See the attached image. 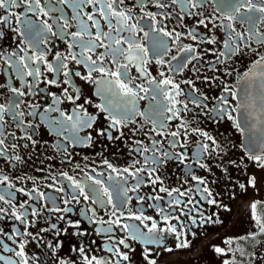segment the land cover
I'll return each mask as SVG.
<instances>
[{"label": "snow or ice", "instance_id": "snow-or-ice-1", "mask_svg": "<svg viewBox=\"0 0 264 264\" xmlns=\"http://www.w3.org/2000/svg\"><path fill=\"white\" fill-rule=\"evenodd\" d=\"M205 3L206 0H135L130 5H126L125 0H0V26L9 29L18 40L11 50L0 49V73L8 78L0 87H6L11 93L6 104L0 103V159L6 160L13 167H18L24 161L23 155L17 153V148L28 147V142L35 145L34 136L39 126L36 118L39 124L47 127L48 133L58 138L53 147L62 154L61 159L67 160L68 163H71L73 154L64 156L63 153L68 152L69 146L92 147L98 142L94 141V136L103 137L106 141H122L124 133L121 129L139 123L136 119L138 116L153 125L150 143L145 145L143 141L136 140L134 142L136 146L129 149L130 154L143 157L142 160L133 159L129 167L118 168L108 159H104L99 171L95 166H89L85 170L77 163L79 178L76 175H69L67 171L61 172L58 177L48 175L46 179L51 183L47 187L63 194L62 203L65 205L63 208L57 205V197L41 191L35 181L32 183L36 186L26 188L23 186L25 177L17 176L15 179L21 184L17 187L9 175L0 171V185L4 186L0 190V202H2L0 203V221L10 218L13 222L11 225L0 227V264H37V257L28 255L25 249L29 240L40 244L44 239L40 232L34 233L28 230L30 226H34L29 217L39 215L37 204L40 202H43L45 207L50 206V211L64 214L73 212V208L68 205L73 202L80 203L81 198L85 202L91 200L92 205L96 206L90 209L93 216L97 208H110L109 220L96 222L107 225L98 227L97 232L108 237L109 244L106 251L115 257V264H131L132 258L129 253L132 247L128 243L129 240L146 246H161L163 234L167 231H176L175 226L161 227L157 219L144 215L143 207H137L135 212L130 208L126 210V207L133 199L138 205L155 202L149 203L148 206L157 209L159 216L167 223L172 214L166 210L165 203L162 201L174 207L181 203L179 197L185 195V192L179 189L162 186L163 181L158 175V169L165 166L168 161L183 164L188 158L186 150L172 151L176 148L186 149V144L181 142V138L187 139L190 125L183 122V114L195 109H200L201 114H206L209 98L200 92L195 80L184 81L188 87L182 90L179 83L166 75V72H172L175 75L183 71L193 60L197 63H202L203 60L194 47L185 46L183 43L179 44L181 50L179 57L173 55L170 59H165L171 51L170 42L176 43L181 36L176 29L169 28L165 21L175 20L179 24L184 16L203 17V13L198 9H201ZM149 6H154L157 11L147 10ZM177 6L183 15H175ZM217 9L220 15L203 17L197 21L205 27L208 23L216 26L218 21L219 26L225 31L223 50H218V54L213 53L216 55V60L209 65L213 71L216 70L217 65L224 64L225 61H230L234 55L239 54L244 46L251 48L253 41L264 44V31L258 28V25L264 23V0H220L217 3ZM141 21L145 23L142 24ZM236 24H247L248 27L244 32H240L234 26ZM73 26L76 30L70 32L69 29ZM187 35L192 40L201 42L198 38L199 34L189 32ZM4 36L5 33L0 31V39ZM53 37L67 43L68 53L62 55L60 52H55L53 60L49 61L48 55L56 47L51 43ZM142 39H149V45L145 46ZM204 42L215 43V37L204 38ZM99 49L103 51H98ZM109 57L111 59L106 66L104 61ZM149 60L160 66L159 79L153 77L144 67ZM69 61L83 66L86 74L70 68ZM172 61H176L175 66H171ZM261 61H264V57H260V60L256 62L251 74L249 72L243 74L242 80L247 86L240 92L233 91L227 85L223 87L224 94L216 98L217 103L212 109L213 118L234 119L233 113L237 109L229 103V97H231L239 100V108L241 115L245 117V124L248 116L258 110V116L254 119L252 127L264 132V63ZM130 66L136 67L137 74L144 83L136 82L129 71ZM45 73H53V78L42 81L41 78L45 77ZM61 73L65 77L62 81L64 84H70L75 76L95 85L94 95L100 101L95 104V108L100 113L106 114L104 116V119L108 121L106 128L99 127L96 123L97 115L90 113L85 107V104L92 103L90 100L77 103L81 99L78 89L74 94H69L68 88L63 90L67 101L74 105L71 110L61 107L64 101L60 96L47 92L45 95L51 96V103L42 111L35 103L29 104L27 112L21 109L24 96L35 97L41 82L59 85ZM203 79L215 81L218 77H203ZM13 80L20 82L19 88L12 83ZM39 91L45 90L39 89ZM186 93L191 95H186L185 101L177 99ZM146 98L153 103L147 111H141L138 102ZM6 114L8 120L14 122L16 128L23 133L21 139L25 141L24 144L17 145L16 134L5 131ZM26 115L33 119L26 123L24 120ZM173 120H181V123L175 130L166 132L168 122ZM235 127L243 131L242 123L238 119L235 121ZM191 130L199 132L196 128ZM131 131L135 132L136 129L133 128ZM82 132L86 134L81 135ZM114 132L117 135L114 136ZM199 134L211 141L212 145L216 144V141L206 132ZM157 136L160 139H157ZM164 140H167V148L162 145ZM261 142L264 143V140ZM215 151V148L210 150L209 144L197 142L194 145L192 162L201 168H207L208 165L203 163L202 159L205 154L212 155ZM249 155L257 161L264 159L261 156H253L251 153ZM95 163V161L92 162V164ZM140 164L143 166L136 167ZM187 175H191L192 180L197 181L196 191L202 193V198L208 203L215 204V200L208 198L211 196L209 189L201 188L205 181L192 175L191 171ZM130 178L134 181L131 185H129ZM252 183L254 184V178ZM146 185H160L158 188L153 187L152 193H166V197L152 193L141 194L140 189ZM240 187L243 188L244 185L241 184ZM130 192L135 195L130 196ZM17 194L27 199L17 201ZM3 204H7L8 208H4ZM251 207L255 209L256 205L253 204ZM88 211L81 213L85 219H91ZM58 219H64V217L61 216ZM67 223L70 226L79 227V221L68 220ZM8 227L10 231L6 230ZM51 227L57 236L67 231L57 228L56 225ZM116 228L125 234L123 238L115 237ZM261 231L264 232V227ZM76 235H83V233L78 232ZM43 246L55 251L60 244L45 241ZM179 246L188 247L189 245L187 242H182ZM122 248L128 251H122ZM216 251L222 250L217 248ZM79 253L86 264H110L109 259L89 258L83 248L79 249ZM144 258L149 261V264H155V259L150 258L148 254H145ZM57 264H66V262L58 260Z\"/></svg>", "mask_w": 264, "mask_h": 264}, {"label": "flooded vegetation", "instance_id": "flooded-vegetation-1", "mask_svg": "<svg viewBox=\"0 0 264 264\" xmlns=\"http://www.w3.org/2000/svg\"><path fill=\"white\" fill-rule=\"evenodd\" d=\"M134 2L135 0H125L126 5ZM219 2L220 0H216V2L206 0L204 6L198 9V11L203 13V17H216L220 15L217 9V3ZM147 10L157 11L154 6H149ZM69 15H71L70 12ZM175 15H183L179 6L176 7ZM203 17L184 16V19L179 24L175 20L165 21L169 28H174L181 34L179 41L176 43L170 42L171 51L165 59H170L173 55L179 57L181 55L179 44L183 43L185 46L194 47L196 53L203 60L202 63H197L193 60L183 71L177 72L175 75L172 72H166V75L179 83L182 90H186L188 87L184 81L195 80L200 92L209 98L207 101L208 109L206 110V114H201L200 109L183 114V122L190 125L187 139L181 138V142L186 144V149L176 148L172 149V151L181 152L186 150L188 158L184 163L168 161L165 166L158 169V175L163 181L162 186L185 192L184 196L179 197L181 203L174 207L167 205L166 201H162V203H165L166 210L172 214L168 222L165 223L163 221L157 209L148 206L149 203L155 202L138 205L137 201L133 199L126 207V210L130 208L133 212L136 211L137 207H143L144 215L157 219L161 227L167 228L171 225L176 228L175 232L167 231L163 234V244L161 246H146L137 241L129 240L128 243L132 247V251L129 253L132 258L131 264H149V261L144 258L145 254H148L150 258H154L155 264H264V232L261 231V228L264 227V159L257 161L250 158L249 153L241 148V131L235 127L236 111L233 113V120H228L226 117L224 119L213 118L212 113L213 106L217 103L216 98L224 94L223 87L227 85L230 89L237 92V87L243 74L248 72L253 64L260 60V57H264V44L253 41L251 48L244 46L239 54L234 55L230 61L217 65L216 70L213 71L209 67L216 60V55L213 53L217 52L218 54V50H223V42L226 36L218 21L216 26L212 23H208L207 27L203 24H198L197 21ZM141 23L143 24L145 21H141ZM234 26L240 32H244L248 27L247 24H236ZM258 28L260 31H264V23L258 25ZM75 30L74 26L69 29L70 32ZM0 31L5 33L4 38L0 39V49L7 48L11 50L14 48L18 40L13 36L11 31L3 28V26H0ZM145 31H147V28H145ZM189 32L199 34L198 38L201 42L198 43L192 40L187 35ZM140 36L142 37V33H140ZM207 37H215V43L204 42V38ZM51 43L55 44L56 47L48 55L49 61L53 60L55 52L67 55L68 48L65 41L53 37ZM142 43L148 46L150 40L142 39ZM98 51H103V49H99ZM110 59V57L105 59L104 63L106 66ZM121 62L123 63V58H121ZM175 64L176 61L171 62V66H175ZM69 67L74 71L86 74V69L81 65H76L74 62L69 61ZM144 67L153 77L159 79V65L149 60L145 63ZM129 71L136 82L144 83L143 79L138 76L136 67L130 66ZM197 77H200V79H197ZM203 77H218V79L215 81H205ZM52 78L53 73H45V77H42L41 80H51ZM7 79L3 73H0V85H4ZM64 79L65 77L61 73L59 76L61 83L59 85L41 82L38 85L35 97L26 95L22 98L24 104L21 105V109L27 112L29 104L35 103L39 105L42 111L46 105L51 103V96L45 95V92H47L60 96L61 100L64 101L61 107L71 110L74 105L67 101L66 96L63 95V90L68 88L69 94H74L75 90L78 89L81 99L77 103L90 100L92 103L85 104V107L90 113L97 115V125L106 128L108 126V121L104 119L106 114L100 113L95 108V104L100 102L99 98L94 95L95 85L75 76L72 78L70 84L62 83ZM12 83L17 88L20 87L18 80H13ZM39 89H44L45 91L41 92ZM25 91L27 90L25 89ZM0 93H2L0 95V103L6 104L11 93L6 87H0ZM186 95L190 96L191 94H182L177 99L185 101ZM151 103L153 102L146 98L138 102V107L141 111H147ZM229 103L233 108L237 109V99L229 97ZM32 119V117L27 115L24 117L26 123ZM136 119L139 123L121 129L124 133L122 141H106L103 137L94 136V141L98 142L94 143L92 147L69 146L68 152L63 153L64 156H68L69 153L73 154L71 156V163H68L67 160L61 159L62 154L53 147L58 138L48 133L47 127L39 124V120L36 118L39 126L34 136L35 145L28 142V147L17 148V153L22 154L24 157V161L18 167L10 166L6 160L0 159V171H4L5 174L9 175L17 187L21 186L20 182L15 179L17 176L25 177L23 186L26 188L39 185L41 191L57 197V205L63 208L65 207L62 203L63 194L57 193L52 188L47 187L51 181L46 179V177L50 174L58 177L61 172L67 171L69 175H76L79 178L76 168L77 163L85 170L89 166H95L99 171L104 159H108L118 168L129 167L133 159L138 158L142 160V156L137 157L130 154L129 149L136 146L134 143L136 140H141L145 145H148L153 125L139 116ZM5 121V131L10 134H16L17 145L24 144L25 141L21 139L23 133L16 128L14 122L8 120L7 114L5 115ZM180 123L181 120L168 122L166 132L175 130ZM133 128L136 129L135 132L131 131ZM192 128L198 129L199 132H193ZM204 132L216 141L215 145H212L211 141L199 134ZM85 134L84 132L81 133V135ZM113 135L115 136L117 133L114 132ZM156 138L160 139L159 136ZM8 142L10 145V137ZM197 142L209 144L210 150L211 148L216 149L214 154H205L202 159V162L208 165L207 168H201L192 162L191 157L194 145ZM162 145L167 148V140L162 141ZM253 156L264 158V154ZM85 157H87V160H85ZM93 161L96 163L92 164ZM142 166L143 164L136 165V167ZM190 171L192 175L205 181V184L201 188L207 187L209 189L211 196L208 198L215 200V204L208 203L206 199L202 198V193L196 191L197 181L192 180L191 175H187ZM142 175L144 174L142 173ZM253 178L254 184L252 183ZM33 181L36 182V185L32 183ZM132 183L134 181L130 178L129 185ZM66 184L67 182L65 181ZM241 184L244 185L243 188L240 187ZM159 186L146 185L140 189V193H152V188H158ZM3 187V185H0V190ZM152 194L166 197V193L156 192ZM129 195L134 196L135 194L130 192ZM26 199L27 197L17 194V201ZM253 204L256 205L255 209L251 207ZM2 206L8 208L7 204H3ZM68 206L73 208V212L64 214L62 212L50 211V206L45 207L43 202L37 204L39 215L29 217L30 222L34 226H30L28 230L34 233L40 232V235L44 239L40 244L29 240L25 249L26 253L37 257V264H57L58 260L64 261L66 264H86L83 256L79 253V249L83 248L89 258L109 259L110 264H115V257L106 251V247L109 244L108 237L105 234L97 232L98 227H106L107 225H101L96 222L108 221L111 209L97 208L93 216L90 209L96 206L92 205L91 200L85 202L82 198L80 203L73 202ZM85 210H89L88 216L91 219L82 217L81 213ZM61 216L64 219H58ZM68 220L72 222L79 221V227L70 226L67 223ZM213 221L215 222L213 223ZM129 222L140 223L139 221ZM12 223L9 218L5 221H0V227L11 225ZM16 223L18 224V222ZM52 225H56L57 228L66 229L67 231L61 232L57 236L55 230L51 227ZM42 229L46 231H40ZM6 230L10 231L11 229L8 227ZM21 230L23 231L22 226ZM78 232L83 233V235H76ZM124 235L119 228L115 229V237L117 239L123 238ZM45 241L59 242L60 247L53 251V249L43 246ZM182 242H187L189 246L180 247L179 245ZM217 248L222 251L217 252ZM122 251H128V249L122 248Z\"/></svg>", "mask_w": 264, "mask_h": 264}, {"label": "water", "instance_id": "water-1", "mask_svg": "<svg viewBox=\"0 0 264 264\" xmlns=\"http://www.w3.org/2000/svg\"><path fill=\"white\" fill-rule=\"evenodd\" d=\"M264 63V61H261ZM256 64V63H255ZM248 71L251 74V71L254 70V66ZM247 85L244 84L243 80L241 79L238 87L237 92ZM258 116V110L254 111L251 115L248 116L247 123H244L245 117L241 115V109L239 108V100H238V107L236 110V120L238 119L241 121L243 126V131H241V148L246 151L247 153H251L252 155H261L264 154V143L261 141L264 140V132L257 130V128H253L252 124L254 123V119Z\"/></svg>", "mask_w": 264, "mask_h": 264}, {"label": "bare ground", "instance_id": "bare-ground-1", "mask_svg": "<svg viewBox=\"0 0 264 264\" xmlns=\"http://www.w3.org/2000/svg\"><path fill=\"white\" fill-rule=\"evenodd\" d=\"M4 166V165H3ZM9 166V165H8ZM7 168V167H6ZM9 168V167H8Z\"/></svg>", "mask_w": 264, "mask_h": 264}]
</instances>
